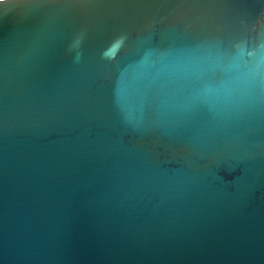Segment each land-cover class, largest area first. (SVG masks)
<instances>
[{"label":"water","instance_id":"obj_1","mask_svg":"<svg viewBox=\"0 0 264 264\" xmlns=\"http://www.w3.org/2000/svg\"><path fill=\"white\" fill-rule=\"evenodd\" d=\"M0 264H264V0L0 9Z\"/></svg>","mask_w":264,"mask_h":264},{"label":"clouds","instance_id":"obj_2","mask_svg":"<svg viewBox=\"0 0 264 264\" xmlns=\"http://www.w3.org/2000/svg\"><path fill=\"white\" fill-rule=\"evenodd\" d=\"M24 7V0H5L3 4H0V9L4 10V14H8L10 10H16Z\"/></svg>","mask_w":264,"mask_h":264}]
</instances>
